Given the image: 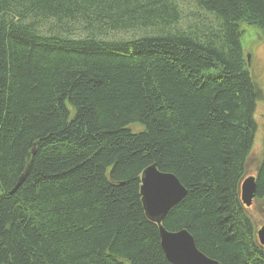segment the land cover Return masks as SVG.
<instances>
[{
	"label": "trees",
	"instance_id": "obj_1",
	"mask_svg": "<svg viewBox=\"0 0 264 264\" xmlns=\"http://www.w3.org/2000/svg\"><path fill=\"white\" fill-rule=\"evenodd\" d=\"M191 1L0 0V264H172L153 164L187 190L166 230L264 264L241 199L262 95L242 26L264 34V0ZM255 175L262 205L264 151Z\"/></svg>",
	"mask_w": 264,
	"mask_h": 264
},
{
	"label": "water",
	"instance_id": "obj_2",
	"mask_svg": "<svg viewBox=\"0 0 264 264\" xmlns=\"http://www.w3.org/2000/svg\"><path fill=\"white\" fill-rule=\"evenodd\" d=\"M247 60L251 67L250 54ZM141 181L143 206L148 218L159 227L161 245L167 259L172 264H219L197 248L193 236L187 230L168 231L163 225L170 210L187 194L179 179L173 174L159 171L153 164L144 170ZM256 193L257 177H246L241 183V199L246 207L252 206ZM257 236L264 246V224L257 230Z\"/></svg>",
	"mask_w": 264,
	"mask_h": 264
},
{
	"label": "rangeland",
	"instance_id": "obj_3",
	"mask_svg": "<svg viewBox=\"0 0 264 264\" xmlns=\"http://www.w3.org/2000/svg\"><path fill=\"white\" fill-rule=\"evenodd\" d=\"M183 9L185 12L196 10L191 0H185ZM190 20H193V18ZM242 28L244 50L247 55L250 54L251 56L250 68L262 94L261 99L257 102V110L255 113L257 128L247 167L248 176L256 174L260 157L264 151V34L246 24H243ZM129 128L134 132H139L143 129L140 124L131 125ZM263 204L260 205V203L255 202L254 206L248 210L255 221L257 230L264 224Z\"/></svg>",
	"mask_w": 264,
	"mask_h": 264
},
{
	"label": "flooded vegetation",
	"instance_id": "obj_4",
	"mask_svg": "<svg viewBox=\"0 0 264 264\" xmlns=\"http://www.w3.org/2000/svg\"><path fill=\"white\" fill-rule=\"evenodd\" d=\"M254 205H252L250 208H252Z\"/></svg>",
	"mask_w": 264,
	"mask_h": 264
}]
</instances>
